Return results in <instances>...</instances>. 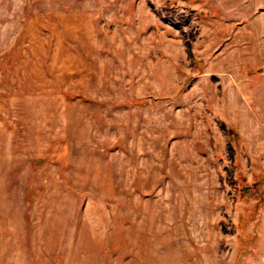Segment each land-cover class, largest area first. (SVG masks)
I'll return each mask as SVG.
<instances>
[{
  "label": "rangeland",
  "instance_id": "obj_1",
  "mask_svg": "<svg viewBox=\"0 0 264 264\" xmlns=\"http://www.w3.org/2000/svg\"><path fill=\"white\" fill-rule=\"evenodd\" d=\"M0 264H264V0H0Z\"/></svg>",
  "mask_w": 264,
  "mask_h": 264
}]
</instances>
